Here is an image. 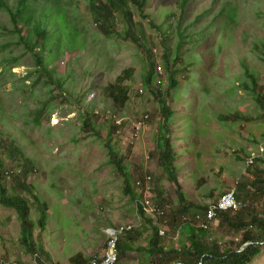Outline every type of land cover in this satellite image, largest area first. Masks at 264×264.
<instances>
[{
	"label": "trees",
	"instance_id": "obj_1",
	"mask_svg": "<svg viewBox=\"0 0 264 264\" xmlns=\"http://www.w3.org/2000/svg\"><path fill=\"white\" fill-rule=\"evenodd\" d=\"M149 2L150 0H16L10 3L9 0H0V14L9 16L11 24L8 26L0 22V40H15L13 44L0 46L1 52L10 53L0 63V68H4L6 73H12V66L20 62L17 50L24 55L28 52L32 54L35 68L23 82L18 86L14 84V87L17 91L21 90V94L29 95H33L38 88L48 91V103L44 104L42 101L32 113L25 114L28 125L39 127L50 108L69 100L65 77H58L56 67L52 65L63 50L82 51L88 47L89 37L86 33L90 29L87 26L90 21L106 40L134 47L137 55L144 61L143 85L158 104L154 115L151 113L149 119L146 116L142 118L145 123L159 124L158 147L152 155L157 159L165 181L157 184L154 199L165 212L158 223L141 214L140 200L144 190H141L142 194L137 193L133 174L127 163L128 155L121 154L118 149L117 138L126 123L118 124V120L109 117V111H96L92 108L85 110L83 118L84 130L89 134L93 133L104 143L110 156L109 163L115 166L123 178L124 195L132 200L135 211L143 217L141 226L135 227L121 239L119 264L125 261H137V264H254L264 254V155L259 154L254 158L245 171V179L236 185L237 197L245 206L237 212L218 210L215 219L209 221L208 212L217 206L219 198L216 189L201 191L208 184L201 177L205 168L204 160H198L197 153L196 168L189 174L185 173L196 182V192L189 195L180 172L183 164L181 157L188 154L190 149L176 148L174 137L180 129L179 122H185L183 129L199 124L207 125L209 133L214 122L230 130L245 119L247 113L237 111L239 108L231 109L235 111L229 113H221L217 109L225 95L236 96L233 93L236 92L237 82L241 89L249 93L251 101L264 109L263 79L260 82L263 73L251 66L249 57V54L258 55L259 60L264 62V37L257 36L251 50L237 54L243 71L235 72L228 65L234 59L233 54L226 53L225 48L240 20L239 8L227 3L217 16L219 18L227 13L224 21L219 22L224 26V40L219 49L213 41L217 34L207 47L201 49L195 43L202 38L207 42L212 32L216 31L218 21H203L205 25L201 30L196 25L211 11L204 12L194 21H187V14L195 5L194 0H179L178 9L171 16L174 21H165L159 25L147 11ZM170 33H175L178 39L174 46L168 45L173 39ZM191 42H194L195 53L188 47ZM161 64L165 70L163 75L159 71ZM135 70L132 67L126 69L115 83L104 87V91L121 111L131 101L133 87L127 81L135 78ZM221 82L231 83L232 87L225 91ZM7 118L12 121L0 99V121ZM103 127L109 129L107 137L102 134ZM21 135L23 145L28 142L33 146L25 131L21 130ZM245 153L246 158H249L250 152ZM6 160H9L11 169L5 167V163H8ZM37 169L36 160L27 155L16 139L0 129V203L4 208L17 212L21 244L33 258L34 264H61L50 251L49 242L59 257H66L69 256L73 243L80 240L86 230L81 220L73 224L68 215L67 201H64L61 213H58L49 206L48 199L38 195L36 186L31 183ZM52 175L57 176V171L52 172ZM143 177L145 176L141 174L138 179ZM165 182L169 183V187ZM52 187L65 195V190H59L57 184ZM68 197H72L74 204H80L78 197ZM204 223L207 227L203 226ZM159 224L164 225L165 236L160 235ZM52 225H56L61 238L54 237L47 241L54 236ZM176 236L180 237L178 244ZM246 244L250 245L242 250ZM92 260L93 257L82 251L72 256L68 264H91Z\"/></svg>",
	"mask_w": 264,
	"mask_h": 264
},
{
	"label": "rangeland",
	"instance_id": "obj_2",
	"mask_svg": "<svg viewBox=\"0 0 264 264\" xmlns=\"http://www.w3.org/2000/svg\"><path fill=\"white\" fill-rule=\"evenodd\" d=\"M9 1L14 3L16 0ZM178 2L179 0H150L147 11L161 25L165 21H174L171 16L178 9ZM194 3L187 14V21H194L204 12L211 11L196 25L198 30L203 29L205 25L203 21H218L216 31L212 32L207 42L202 38L195 43L201 49L207 47L216 34L217 38L213 41L219 49L224 40L222 39L224 26L219 22L224 21L227 13L219 18L217 16L221 14L227 3L239 8L240 20L237 21L235 32L227 42L225 52L233 54L234 59L228 62L229 67L235 72L243 71L241 59L237 54L251 50L257 36L264 37V0H194ZM0 22L11 26L10 18L6 14H0ZM173 25L175 28L174 22ZM87 26L90 28L86 33L89 37L88 47L82 51L65 49L52 65L56 67L58 77L63 75L65 77L66 95L69 100L50 108L46 112L42 126L28 125L25 114L32 113L42 101L47 104L48 91L38 88L33 95H29L21 94V90L17 91L14 87V84L18 86L23 82L28 73L35 68L32 54L28 52L24 55L22 51L17 50L20 62L12 66V73H6L4 68H0V99L3 101L7 115L13 121L8 118L0 121V129L16 139L27 155L36 160L38 169L31 183L36 186L38 195L48 199L49 206L58 213H61V205L67 201L68 215L73 224L79 223L80 220L83 222L86 232L80 240L73 243L70 256L85 251L88 256L94 254V257H100L106 248L109 227L124 223L138 225L140 219L132 200L123 193L122 176L115 166L109 163L110 156L106 146L93 133L89 134L84 130L85 110L92 108L96 111H109L110 118L114 117L126 123L117 138L118 149L121 154L128 155L127 163L134 181L141 174L144 176L152 174L156 187L157 183L161 184L165 179L158 167L157 159L152 155L158 147L159 124L141 123L143 117L151 113L154 115L158 107L154 96L143 85L144 61L137 55L134 47L118 45L106 40L97 32V27L91 21ZM170 35L173 39L168 45L174 46L178 39L175 33ZM14 42L13 38L2 39L0 46ZM193 45L194 42H191L188 47L192 49V53H195L196 48H193ZM6 56L9 57L10 53L0 50V63ZM249 57L251 66L263 73L260 82L263 79L264 85V62L259 60L258 55L249 54ZM131 67L136 69L135 78L127 81L133 87L131 101L125 110L121 111L104 91V87L115 83L116 79ZM159 71L161 75L164 74L162 64ZM180 78L183 80L181 74ZM28 83L30 84V81ZM239 86L240 83L237 82L236 92L233 93L236 96L225 95L217 106L221 113L234 112L235 110L231 109L235 108H239L236 109L237 111L247 113L246 118L232 129L227 130L214 122L210 132L207 133L209 131L207 125L199 124L183 129L185 122H179L180 129L176 132L174 140L176 148L190 149L188 154H183L181 157L183 164L180 172L182 180L187 182L186 192L189 195L196 192V182L185 173L189 174L196 168L197 153H199L198 160L203 159L205 165L201 177L208 182L201 191H206L207 188L216 189L218 198L245 179V171L253 157L264 155V109L254 104L249 98V93ZM221 87L229 91L232 84L221 82ZM226 101H230L231 105ZM226 107L231 108L226 109ZM177 109L179 110V103ZM21 130L31 138L33 146L28 142L25 145L21 143L23 140ZM108 133L109 129L103 127V136L107 137ZM246 151L251 154L249 158H246ZM5 167L11 169V164L5 163ZM56 171L57 176L52 175V172ZM56 184L59 190H65V195L52 187ZM69 195L78 197L80 204L77 202L74 204ZM34 215L35 213L32 214ZM56 230V225H52L51 231L54 236H49L47 241L52 240L55 234L56 238H61ZM179 238V236L175 238L177 244ZM49 249L55 257L57 256L56 261L68 264V256L59 257L50 242ZM3 261L20 264L35 263L21 244V227L17 212L4 208L0 203V262ZM123 264H137V261H125ZM254 264H264V254Z\"/></svg>",
	"mask_w": 264,
	"mask_h": 264
},
{
	"label": "clouds",
	"instance_id": "obj_3",
	"mask_svg": "<svg viewBox=\"0 0 264 264\" xmlns=\"http://www.w3.org/2000/svg\"><path fill=\"white\" fill-rule=\"evenodd\" d=\"M146 119H149L150 118V115H147L146 117H145ZM121 124V123H123L122 121H120V120H118V124ZM141 123H143V124H147V123H145V122H143L142 120H141ZM141 127H139V129H140ZM120 132H122V131H120ZM254 158V157H253ZM251 159L250 160V164H252L253 163V160L254 159ZM193 181V180H192ZM154 182H155V179H154V176L152 175V174H147V175H145V177H143V178H141V179H137L135 182H134V185H135V188H136V191H137V193L138 194H142L141 193V190H144V195H143V197L141 198V200H140V205H141V211H142V215H145V216H147V217H150V218H152V219H154L155 221H156V223H158V221L161 219L160 218V216H162V215H164V210L163 209H161L157 204H156V202H155V197H156V187H154ZM185 182V181H184ZM186 184H187V182H185ZM158 184V183H157ZM168 183H165V185L166 186H169V185H167ZM231 192H234V194H235V198H236V202H238V208L237 209H235V208H231V209H222L221 207H220V202H221V200H222V198L225 196V195H227V194H229V193H231ZM243 206H245V204H244V202L243 201H241L240 199H238V197H237V189H236V186H235V188H233V189H231V190H229L228 192H226V193H224L220 198H219V200H218V204H217V206L216 207H212L210 210H209V212H208V216H207V218H208V220L209 221H212V220H214L215 219V217H216V215H217V211L218 210H225V211H234V212H237V211H239ZM214 212V216L212 217V218H210L209 217V214H210V212ZM141 214H138L137 213V215L139 216V219H140V223L138 224V225H135V224H132V223H124V224H120V225H114V226H111V227H109L108 228V237H107V243H106V248H105V250H104V253L100 256V257H98V256H93V255H90L91 257H93V260H92V263L91 264H103L104 263V260H105V258H106V255H107V253H108V250H109V241H110V239L112 238V232L113 231H120L122 228H124V230L121 232V233H119L118 234V242H117V249H118V260H117V263L116 264H119V262H120V250H119V243H120V241H121V239L124 237V235L126 234V233H128V232H130V231H132L135 227H139V226H141V224H142V219H143V217H142V215ZM160 225V224H159ZM203 226L204 227H207V224H203ZM57 231V230H56ZM159 233H160V235H162V236H165L166 235V229H165V227H164V225H160V227H159ZM55 237H56V234H55ZM177 237V236H176ZM175 237V238H176ZM246 245H250V244H246ZM245 245V246H246ZM244 246V248L242 249V250H244L246 247ZM247 246V247H248ZM75 255V254H74ZM74 255H71L70 256V253H69V256H68V259H67V263H68V260L72 257V256H74ZM85 255H87L86 253H85ZM54 258H56L57 259V256L55 257L54 256ZM58 262V261H57ZM0 264H20V263H18V262H0ZM21 264H24L23 262L21 263Z\"/></svg>",
	"mask_w": 264,
	"mask_h": 264
},
{
	"label": "built area",
	"instance_id": "obj_4",
	"mask_svg": "<svg viewBox=\"0 0 264 264\" xmlns=\"http://www.w3.org/2000/svg\"><path fill=\"white\" fill-rule=\"evenodd\" d=\"M220 207L222 209H231V208H238V202H236L235 194L234 192H231L227 195H225L221 202ZM214 216V212H210L209 217L212 218ZM124 230L122 228L120 231H113L112 232V238L109 241V250L106 255V258L104 260L103 264H116L118 260V249H117V242H118V234L121 233Z\"/></svg>",
	"mask_w": 264,
	"mask_h": 264
},
{
	"label": "water",
	"instance_id": "obj_5",
	"mask_svg": "<svg viewBox=\"0 0 264 264\" xmlns=\"http://www.w3.org/2000/svg\"><path fill=\"white\" fill-rule=\"evenodd\" d=\"M248 245H246L245 247H247Z\"/></svg>",
	"mask_w": 264,
	"mask_h": 264
}]
</instances>
